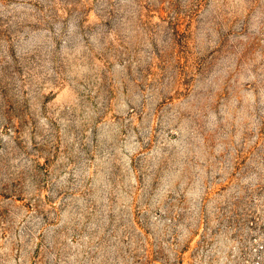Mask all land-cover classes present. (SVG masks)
<instances>
[{
	"label": "rangeland",
	"instance_id": "obj_1",
	"mask_svg": "<svg viewBox=\"0 0 264 264\" xmlns=\"http://www.w3.org/2000/svg\"><path fill=\"white\" fill-rule=\"evenodd\" d=\"M0 264H264V0H0Z\"/></svg>",
	"mask_w": 264,
	"mask_h": 264
}]
</instances>
